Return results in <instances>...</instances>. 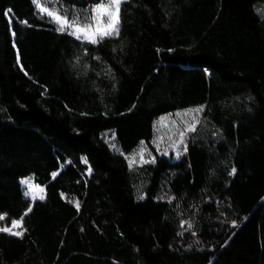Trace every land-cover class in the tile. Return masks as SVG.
Here are the masks:
<instances>
[{"label":"trees","instance_id":"16d2710c","mask_svg":"<svg viewBox=\"0 0 264 264\" xmlns=\"http://www.w3.org/2000/svg\"><path fill=\"white\" fill-rule=\"evenodd\" d=\"M50 1L69 21L101 2ZM41 17L31 0H0L1 225L24 229L0 233V264L264 252V0H125L119 34L96 45ZM196 105L204 124L179 160L129 169L121 153L148 143L157 117ZM24 177L43 199L24 195Z\"/></svg>","mask_w":264,"mask_h":264},{"label":"snow or ice","instance_id":"6c2138e0","mask_svg":"<svg viewBox=\"0 0 264 264\" xmlns=\"http://www.w3.org/2000/svg\"><path fill=\"white\" fill-rule=\"evenodd\" d=\"M32 4L38 9V11L43 15H46L50 18V20L56 25L55 31L57 33H67L69 36L74 37L78 41L87 42L91 45H96L101 41H104L106 38H111L117 36L120 32L121 20H120V8L125 0H107V3L101 2L92 4L90 6L91 15H88V10H84L85 14L82 18H77L76 15H73L71 21L67 19L66 16L60 15L54 9H49L47 7L42 6L38 0H31ZM12 12V9L9 8L4 11L3 15L5 17H9ZM21 23H24L23 21ZM11 24V21H10ZM14 36L15 33L13 32ZM12 46L15 48V42L13 41ZM87 54V53H85ZM77 61H79L80 57H76ZM94 59H99L98 57H94ZM19 62V58H18ZM23 70V69H21ZM204 73L207 75L208 70L204 69ZM27 75V73H25ZM113 88H115V84H113ZM249 100H252V97H248ZM205 110L204 105H199L195 108H187L184 109L183 112L177 111L176 116L180 117L179 121L171 120L170 128H169V136L167 144L164 146L163 151L161 152V156H166L168 153V149L171 148L175 151L176 158L179 159L182 155V150L184 152L187 151V135L194 132L196 129V125L199 122L198 114ZM251 111V109H249ZM192 113L193 116L190 120L183 119V116ZM168 115H162L159 117V123H163L169 120ZM156 127V122H154V128ZM141 147L133 153L124 156V159L127 161L129 169H132L134 163L139 161L141 166L155 164L156 158L153 157L151 159H145V155L151 156L150 152H147L146 147H144V142L141 141ZM154 144H156L157 149L161 148V144L159 142V138L154 139ZM123 155V153H121ZM237 172L235 167H232L229 175H234ZM52 176H56V173L53 172ZM22 183L28 185V191L24 193L25 196H31L33 200L37 198V192L43 193L44 189L39 186H33L29 181L24 180ZM137 200H143L145 197L143 193L138 189ZM43 199V196L40 197ZM32 206L29 205V209ZM79 207V205H77ZM223 215V213H221ZM5 217L3 214H0V220H3ZM232 227H238L239 225L235 220L231 222ZM21 221L17 219L11 220V227H0V233H8L14 237L22 238L24 229L20 227ZM180 224L187 225L188 229H192L194 227V223L190 221H185L183 219L180 220ZM195 235V232L192 233Z\"/></svg>","mask_w":264,"mask_h":264},{"label":"rangeland","instance_id":"374dc122","mask_svg":"<svg viewBox=\"0 0 264 264\" xmlns=\"http://www.w3.org/2000/svg\"><path fill=\"white\" fill-rule=\"evenodd\" d=\"M38 2L42 6L47 7L49 9H53L54 8L53 5H52V2L50 0H38ZM104 2L107 3V0H105ZM197 106H199V105L190 106V107H187V108H195ZM187 108H184V109H187ZM184 109H180V110H176V111L171 112V113L163 114V115L171 114L169 116V120L168 121H165L163 123H159L158 122L160 116L156 118V120H155L156 127L154 128V131H153V137H152V139L148 143H144V145H143L144 147H146L147 152H150L151 153V156H148L146 154L145 155V159H151L153 157L156 158L157 156H161V152L163 151L164 146L167 144L168 136L170 134V132H169V128H170L169 121H171V120H177V121H179L181 118L180 117H177L175 114H176L177 111L183 112ZM204 111L198 114V116H199V122L196 125L195 131L187 135V140H186L187 147L189 145L190 139L193 137L194 134H196L199 131L200 127H202V124H204L203 123ZM192 116H193L192 113H188V114H186V115L183 116V119L190 120L192 118ZM203 132L206 133V134L210 132L212 135H214L215 138H218L217 131L212 126H210L208 124L203 125ZM156 138H159V142L161 144V148L159 150L157 149L156 144L153 143L154 139H156ZM106 140H107V143H108L109 147L111 148V150L118 151L112 135L107 136ZM139 147H141V143L135 149H133L131 152L124 153L123 155L125 156V155H128L130 153H133V152L137 151L139 149ZM186 152H184L182 150L181 157ZM165 157L168 158L170 161H177V160H179L181 158L180 157L179 159H177L176 158V155H175V151L173 149H171V148L168 149V153H167V155ZM139 166H141V165L139 164V161L137 159V161L134 163L132 169L137 168ZM24 180L29 181L34 187L35 186H38V185H36L33 182V179L31 177L21 178L20 179V183H21V186L23 188V192L24 193L26 191H28V185L25 184V183H22V181H24ZM42 194L43 193L37 192V198H40ZM26 197L27 198H30L31 200H33L30 195L29 196H26ZM223 204H225V202H223L222 200L216 201V205L217 206H222ZM219 212L220 213H218L217 216H215L216 219L218 218L221 221H225L224 214L221 215V213H223V212L222 211H219ZM183 220L190 221L191 222V220L188 219V218H185ZM184 226L187 227V225H184ZM0 227H6V226L1 225V220H0ZM7 227H11V225H9ZM230 227H232L231 226V223H230ZM212 264H264V252L254 251V252H249L248 254H246L244 256H238V255L223 256V257H219L216 260H214L212 262Z\"/></svg>","mask_w":264,"mask_h":264}]
</instances>
